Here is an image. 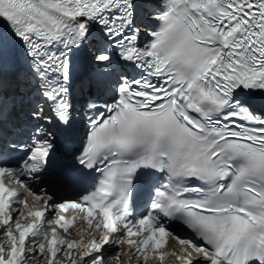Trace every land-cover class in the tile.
Listing matches in <instances>:
<instances>
[{"label": "snow or ice", "instance_id": "6c2138e0", "mask_svg": "<svg viewBox=\"0 0 264 264\" xmlns=\"http://www.w3.org/2000/svg\"><path fill=\"white\" fill-rule=\"evenodd\" d=\"M136 7L135 0H0V22L38 78L37 102L25 113L31 143L10 146L26 151L25 159L9 166L0 150V264H26L37 253L47 264H105L112 243L147 264L150 255H168L166 238L184 246V255L173 253L180 264H264V107L251 100L264 95V0H162L153 14L158 28L143 47L133 28ZM93 28L104 42L90 50L95 62L114 71L115 55L140 78L118 77L113 102L88 117L76 163L101 178L81 200L55 205L84 212L87 229L66 239L43 226L52 223L51 196L32 209L7 185L30 191L22 177L39 181L48 171L56 152L50 126L70 125L75 111L71 56L91 43ZM98 107L89 102L84 114ZM5 111L0 99V121ZM144 173L163 182L145 213L130 220L129 196ZM14 200L30 219L21 222ZM169 221L203 243L176 236ZM55 223L67 233L73 221Z\"/></svg>", "mask_w": 264, "mask_h": 264}, {"label": "bare ground", "instance_id": "6f19581e", "mask_svg": "<svg viewBox=\"0 0 264 264\" xmlns=\"http://www.w3.org/2000/svg\"><path fill=\"white\" fill-rule=\"evenodd\" d=\"M174 261V260H173ZM175 262V261H174ZM176 264H178V263H176Z\"/></svg>", "mask_w": 264, "mask_h": 264}]
</instances>
